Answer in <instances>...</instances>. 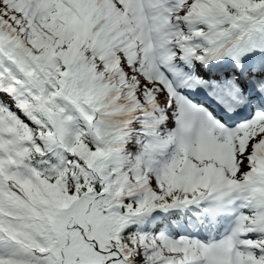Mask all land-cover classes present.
I'll return each mask as SVG.
<instances>
[{
    "label": "snow or ice",
    "instance_id": "1",
    "mask_svg": "<svg viewBox=\"0 0 264 264\" xmlns=\"http://www.w3.org/2000/svg\"><path fill=\"white\" fill-rule=\"evenodd\" d=\"M0 264H264V0H0Z\"/></svg>",
    "mask_w": 264,
    "mask_h": 264
}]
</instances>
